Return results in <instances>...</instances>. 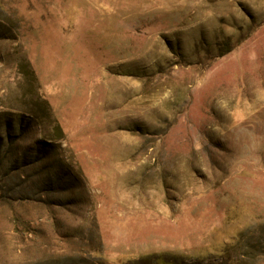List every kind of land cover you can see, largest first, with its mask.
<instances>
[{"label":"rangeland","instance_id":"374dc122","mask_svg":"<svg viewBox=\"0 0 264 264\" xmlns=\"http://www.w3.org/2000/svg\"><path fill=\"white\" fill-rule=\"evenodd\" d=\"M264 264V0H0V264Z\"/></svg>","mask_w":264,"mask_h":264},{"label":"trees","instance_id":"16d2710c","mask_svg":"<svg viewBox=\"0 0 264 264\" xmlns=\"http://www.w3.org/2000/svg\"><path fill=\"white\" fill-rule=\"evenodd\" d=\"M178 256H170L163 253L149 254L141 256L136 260H130L125 264H182L178 261ZM84 261L81 260L77 264H81Z\"/></svg>","mask_w":264,"mask_h":264}]
</instances>
